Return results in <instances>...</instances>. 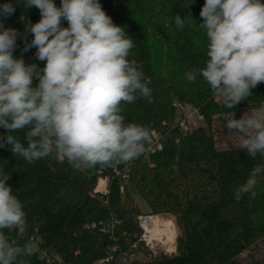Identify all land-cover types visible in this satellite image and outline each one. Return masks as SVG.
Here are the masks:
<instances>
[{"label": "trees", "instance_id": "1", "mask_svg": "<svg viewBox=\"0 0 264 264\" xmlns=\"http://www.w3.org/2000/svg\"><path fill=\"white\" fill-rule=\"evenodd\" d=\"M116 25L125 28L135 47V60L151 88L152 102L137 99L123 104L125 123H135L161 134L163 150L140 154L128 163L74 170L66 159L55 154L28 163L15 157L11 146L0 148V171L10 175L6 182L23 204L25 223L18 229H4L9 241L23 246L34 244L25 264H264L256 249L264 241V173L258 178L257 195L245 194L239 202L236 187L246 181L251 169L264 165V158H251L245 150L218 147L214 124L222 115L258 109L264 104V83L235 108L219 103L202 76L194 82L185 78L192 69L203 68L208 59L207 38L199 24L205 0H99ZM10 16H0L6 28H14L17 38L13 55L26 64L43 68L35 48L24 51L32 34L25 38L26 25L40 19L39 10L26 8L17 0ZM59 7L61 0H54ZM185 20L176 27L174 17ZM67 27V21L62 22ZM200 43L197 46L196 41ZM38 84L33 80V86ZM189 104L204 116L205 125L183 134L177 125V104ZM0 128V136H6ZM27 146L24 132L12 133ZM126 169L128 185L136 188L149 208L150 216L170 214L180 234L176 254L153 258L140 242L141 207L129 186L121 192V180L112 167ZM101 177L109 178L108 193H95ZM136 244V247L134 245ZM143 254L148 260L132 256ZM246 257L243 258V256Z\"/></svg>", "mask_w": 264, "mask_h": 264}, {"label": "clouds", "instance_id": "2", "mask_svg": "<svg viewBox=\"0 0 264 264\" xmlns=\"http://www.w3.org/2000/svg\"><path fill=\"white\" fill-rule=\"evenodd\" d=\"M39 10L38 22L26 25L32 34L24 51L35 48L45 62L41 69L13 55L20 33L0 22V148L10 145L15 157L28 163L55 154L76 171L113 163H128L145 151L149 130L125 123L123 104L144 99L152 90L135 60V47L125 28L116 25L99 0H17ZM12 3L0 5V16H10ZM199 27L207 38L208 59L203 68L185 73L189 82L202 76L224 107L235 108L264 83V0H205ZM68 26L63 27L62 22ZM178 29L185 20L174 17ZM197 40L196 44L199 45ZM38 84L33 86V80ZM237 133L239 149L251 158H264V104L224 123ZM24 132L27 146L12 133ZM264 165H255L246 181L236 187L237 202L255 188ZM0 171V264H25L34 244L9 241L4 229L25 223L23 204Z\"/></svg>", "mask_w": 264, "mask_h": 264}, {"label": "built area", "instance_id": "3", "mask_svg": "<svg viewBox=\"0 0 264 264\" xmlns=\"http://www.w3.org/2000/svg\"><path fill=\"white\" fill-rule=\"evenodd\" d=\"M176 107L178 108L179 112L182 113L180 119H178L176 123L183 134L190 133L194 129L198 128L197 125H199V123H202V121H204V116L199 112L197 108H191L190 110H187V105L182 103L177 104ZM149 133H150V139L145 143V151L143 152L146 155L155 154L163 150V140L161 134L155 130L149 131ZM112 171L114 176L120 178L122 182L121 192H124L125 184H127L129 181V173L127 171V168L120 169L114 165L112 167ZM101 181H104V187L101 190H99ZM108 182H109L108 177H104V178L101 177L98 181V188H96L95 193H99L102 195L107 194ZM152 218L153 216L150 215H144L139 217V223L142 229L140 242L144 244V246L149 250L150 256L153 258L157 257L161 253L168 256L176 254L177 253L176 248L175 250H170L168 247L174 243L168 242L167 236L163 235L162 233H156L154 229H152V225L150 224V222H152ZM163 239L165 241H163ZM134 247H136V244L134 245ZM131 259H134V256H132ZM109 261L110 259H105L97 262L96 264H104ZM120 263L131 264L126 259V257L120 259Z\"/></svg>", "mask_w": 264, "mask_h": 264}, {"label": "rangeland", "instance_id": "4", "mask_svg": "<svg viewBox=\"0 0 264 264\" xmlns=\"http://www.w3.org/2000/svg\"><path fill=\"white\" fill-rule=\"evenodd\" d=\"M216 100L219 103H222L221 98H219L218 96H217ZM186 105H187V110H190L191 108H195L189 104H186ZM253 110H255V109H253ZM253 110H247L244 112L251 113ZM244 112L235 113V117L237 119L240 118ZM181 115H182V113L180 112V116ZM220 115H222V117H221L222 119H218L217 122H215V124H214V134H215V138L217 139V142H218V147L220 149H226V148H230L232 146H237V144H238L237 133H235L234 131L229 132L227 129L224 128L225 121L227 119H229L232 114L231 115L219 114V115H217V118H219ZM178 119H180V118H178ZM197 126H198V128L200 126H206L205 125V119H204V121H202V123H199V125H197ZM108 185L109 184H107V190H108ZM127 185H128V183L125 184V186H127ZM128 186H129L130 192L132 193L133 197L136 199L137 204L142 209V212H143L142 216L148 215L150 210H149L148 206L146 205L145 201L141 198L140 194L138 193V191L136 190V188L134 186H132V185H128ZM97 188H98V185H97ZM153 217L159 218L160 220H164L162 222L173 221L176 225V222H175L176 220H175V217L173 215L159 214V215H156ZM176 227H177V225H176ZM179 234H180V231H179V228L177 227V237L179 236ZM177 237H176V240H177ZM256 251H258L259 254H261V256L264 257V241L258 245V248L256 249ZM244 257H246V255H244L243 258ZM134 258H138V259L144 260V261L148 260V257L143 255V254H139V255L135 256Z\"/></svg>", "mask_w": 264, "mask_h": 264}, {"label": "bare ground", "instance_id": "5", "mask_svg": "<svg viewBox=\"0 0 264 264\" xmlns=\"http://www.w3.org/2000/svg\"><path fill=\"white\" fill-rule=\"evenodd\" d=\"M104 187V181L100 182V187L99 190H101ZM164 220H160L159 218L153 217L152 218V222H150V224L152 225V229H154V231L156 233H162L163 235L168 237V242H173L174 244L168 246L170 250H175L176 248V228L173 225L172 221H165L162 222ZM163 241H165L163 239ZM167 243V242H166Z\"/></svg>", "mask_w": 264, "mask_h": 264}]
</instances>
